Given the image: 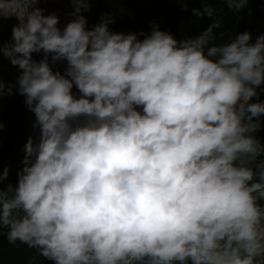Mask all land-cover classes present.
<instances>
[{"label": "clouds", "instance_id": "clouds-1", "mask_svg": "<svg viewBox=\"0 0 264 264\" xmlns=\"http://www.w3.org/2000/svg\"><path fill=\"white\" fill-rule=\"evenodd\" d=\"M225 3L239 13L248 0ZM38 4L0 0V16L19 20L0 51L22 70L17 91L38 130L16 185L0 189L8 242L50 264H264V144L253 135L264 102L250 103L264 36L206 47L155 24L112 32L110 16L87 29L88 0H73L61 30ZM50 61H66L64 74Z\"/></svg>", "mask_w": 264, "mask_h": 264}, {"label": "rangeland", "instance_id": "rangeland-1", "mask_svg": "<svg viewBox=\"0 0 264 264\" xmlns=\"http://www.w3.org/2000/svg\"><path fill=\"white\" fill-rule=\"evenodd\" d=\"M71 1V0H70ZM54 5L61 6L60 8L50 6L48 14L54 13L58 16V12L63 9H68L71 12H75L73 3L66 7H63L65 3L63 0H54ZM190 0H94L90 4V11L95 23L101 22L106 16H110L113 19V23L109 25V30L116 33H141L145 35L150 34L152 25H158L160 30L165 31L168 22V9L170 7H185L190 4ZM121 9L126 11L124 14H120ZM45 11V10H44ZM85 13V11H83ZM83 12L81 13L83 15ZM47 14V15H48ZM75 16V15H74ZM11 20H8L4 16H0V49L6 44H10L12 41V29L14 25L19 23V20L13 16ZM65 22V21H64ZM62 22L59 26H62ZM66 25L69 22H65ZM202 36L205 44L210 42V33H201L198 36ZM139 39H143V36H139ZM43 59V58H42ZM39 59L38 61L42 60ZM10 63V60L0 51V83L6 87L12 88V93L8 94L5 90L0 95V116L3 119L0 120V175L3 174L5 166L8 168V178L1 183L6 188L8 184L13 186L17 183V173L23 168L22 161L24 156H21L20 147L18 144L11 142L13 135L17 131V127L14 123V117H24L29 124L27 129V136H32L34 132V120L35 116L32 111L24 105L25 97L20 95L17 91V78L14 75V69ZM18 72L22 71L18 68ZM16 73V72H15ZM73 94L79 96L78 90L75 88ZM251 103V101H250ZM19 107V110H15ZM38 133V131L36 132ZM28 140L25 141L24 145ZM24 145L22 146L24 149Z\"/></svg>", "mask_w": 264, "mask_h": 264}, {"label": "trees", "instance_id": "trees-1", "mask_svg": "<svg viewBox=\"0 0 264 264\" xmlns=\"http://www.w3.org/2000/svg\"><path fill=\"white\" fill-rule=\"evenodd\" d=\"M185 7H170L165 32L178 41L210 33L206 47L228 43L240 33L248 32L253 41L264 36V0H248L246 8L234 13L227 8L225 0H190ZM211 9V14L205 12ZM258 96L251 103L264 102V85L257 89ZM260 128L253 135L264 144V116L259 118ZM0 189L4 187L0 183ZM264 203V201H262ZM6 229H0V264H50L35 249L26 245L11 244Z\"/></svg>", "mask_w": 264, "mask_h": 264}, {"label": "bare ground", "instance_id": "bare-ground-1", "mask_svg": "<svg viewBox=\"0 0 264 264\" xmlns=\"http://www.w3.org/2000/svg\"><path fill=\"white\" fill-rule=\"evenodd\" d=\"M54 0H39V4H38V7H40L41 9L45 10L43 12L44 15H47L48 12L50 11V6H53V7H57V8H60L61 6H57V5H54ZM65 3L63 4V7H66L68 5H70V3L72 4L73 3V0H63ZM94 0H88V3H93ZM119 13L121 14H124L126 13V11H124L123 9H121V12L119 11ZM59 14V23H58V27L63 30V28L66 26V23L65 22H70L71 20L75 19L76 17L74 16V12H71L70 10L68 9H63V10H60L58 12ZM83 16L86 18L87 20V29H91L92 27H94L97 23L94 22V18L92 16V11L88 10V11H85V13L83 12ZM12 18H14L13 16L12 17H8L7 19L8 20H11ZM65 21V22H64ZM62 22L63 25L62 26H59ZM44 59V53L41 52V53H33V60L35 61H38L39 59ZM50 66L52 67V70L53 72H56V71H59L61 74H64L65 72V69L67 67V63L66 61H58L56 62L55 64H52L51 61H50ZM14 69V75L15 77L18 79V77L21 75V71L18 72V69H17V66L13 67ZM16 72V73H15ZM74 89H75V86L73 87L72 89V92H74ZM0 95H2V93H0ZM25 101V100H24ZM24 105H26L24 103ZM20 108L19 107H16L15 110H19ZM0 120L2 121L3 123V119L2 117L0 116ZM35 121V120H34ZM14 123L17 127V131L16 133L13 135L12 139H11V142L15 143V144H18L19 147H20V151L22 152L21 153V156H25V152H24V149H23V145L25 143L26 140H28L29 138H35L37 136L38 133H36L38 130H35L36 132H34L32 134V136H27V129H28V124L29 122L24 119V117H21V116H16L14 117ZM3 126L4 123H3ZM34 129H36L34 127Z\"/></svg>", "mask_w": 264, "mask_h": 264}]
</instances>
